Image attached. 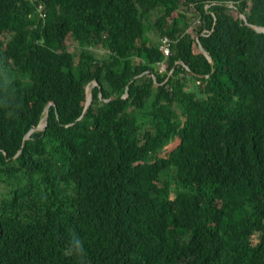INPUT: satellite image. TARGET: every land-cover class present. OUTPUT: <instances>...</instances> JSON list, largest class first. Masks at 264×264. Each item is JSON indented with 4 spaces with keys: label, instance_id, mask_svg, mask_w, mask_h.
I'll use <instances>...</instances> for the list:
<instances>
[{
    "label": "trees",
    "instance_id": "trees-1",
    "mask_svg": "<svg viewBox=\"0 0 264 264\" xmlns=\"http://www.w3.org/2000/svg\"><path fill=\"white\" fill-rule=\"evenodd\" d=\"M240 15L264 27V0H0V264H264V33Z\"/></svg>",
    "mask_w": 264,
    "mask_h": 264
},
{
    "label": "water",
    "instance_id": "water-1",
    "mask_svg": "<svg viewBox=\"0 0 264 264\" xmlns=\"http://www.w3.org/2000/svg\"><path fill=\"white\" fill-rule=\"evenodd\" d=\"M228 7H231L229 5H227ZM240 18L243 19L245 21V24L247 25L248 28H250L252 31L256 32V33H264V27H256V26H252L249 25L246 21V18L243 15H240ZM216 20L214 19V25H215ZM200 52L208 59L210 66H211V73L209 76L213 75L215 73V69H214V62L213 60L207 55V53L200 47ZM172 74V71L169 73L167 80L170 79ZM209 76H206L205 78H208ZM154 77V75H153ZM89 87V94L87 95V88ZM95 87H98L99 89V93L101 91V87L98 85V82L96 80H93L91 82L90 85H88L85 89L86 92V103H85V107L82 113L81 118L85 115V113L88 111V109L90 108L91 102H92V93H93V89ZM47 117H48V107L45 110L44 113V118L43 120L40 122V124L36 127L31 128L30 132L26 135V137L24 138V141L28 139L29 135L35 131H39V130H44L47 126ZM181 143V141H180Z\"/></svg>",
    "mask_w": 264,
    "mask_h": 264
},
{
    "label": "built area",
    "instance_id": "built-area-1",
    "mask_svg": "<svg viewBox=\"0 0 264 264\" xmlns=\"http://www.w3.org/2000/svg\"><path fill=\"white\" fill-rule=\"evenodd\" d=\"M174 41L168 37H162L159 41V51L162 53L164 61L157 64V71L159 74H164L166 72L165 61L169 56H171V47Z\"/></svg>",
    "mask_w": 264,
    "mask_h": 264
},
{
    "label": "rangeland",
    "instance_id": "rangeland-1",
    "mask_svg": "<svg viewBox=\"0 0 264 264\" xmlns=\"http://www.w3.org/2000/svg\"><path fill=\"white\" fill-rule=\"evenodd\" d=\"M179 144V139H175L174 142L165 147L164 151L161 153V156L171 152Z\"/></svg>",
    "mask_w": 264,
    "mask_h": 264
},
{
    "label": "bare ground",
    "instance_id": "bare-ground-1",
    "mask_svg": "<svg viewBox=\"0 0 264 264\" xmlns=\"http://www.w3.org/2000/svg\"><path fill=\"white\" fill-rule=\"evenodd\" d=\"M89 94V87L87 88V95Z\"/></svg>",
    "mask_w": 264,
    "mask_h": 264
}]
</instances>
